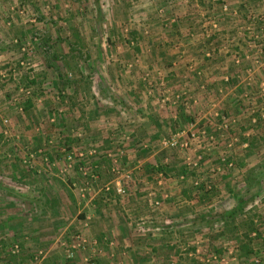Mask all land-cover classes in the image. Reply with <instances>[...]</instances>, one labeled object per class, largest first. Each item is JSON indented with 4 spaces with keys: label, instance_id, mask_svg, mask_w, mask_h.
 I'll return each mask as SVG.
<instances>
[{
    "label": "rangeland",
    "instance_id": "374dc122",
    "mask_svg": "<svg viewBox=\"0 0 264 264\" xmlns=\"http://www.w3.org/2000/svg\"><path fill=\"white\" fill-rule=\"evenodd\" d=\"M177 49L222 52L226 81L164 89L172 66L202 73ZM95 160L119 194L174 181L190 243L151 264H264V0H0V264H132L72 226L79 200L45 199L46 167L75 190Z\"/></svg>",
    "mask_w": 264,
    "mask_h": 264
},
{
    "label": "crops",
    "instance_id": "0c3cea01",
    "mask_svg": "<svg viewBox=\"0 0 264 264\" xmlns=\"http://www.w3.org/2000/svg\"><path fill=\"white\" fill-rule=\"evenodd\" d=\"M215 39L216 38L213 40ZM199 50L200 49H194L192 52L190 50L186 51V49H177L176 52H178V56L184 55L189 59H196L200 62L197 68L202 70L201 75H194L192 71H189V69L187 70V66L186 68L184 66L181 68H179V66H172L171 68L175 72V74L172 75L177 78L170 80V83L162 76L159 77V84L165 89L172 86H193V83L196 82L195 80H199L201 77L208 87L210 85L216 86L226 81L222 78L223 75H221L225 71L223 70L221 72L220 69H217L223 67V65L221 66L220 64H223L225 62L224 60H226L225 58L222 59L224 54L218 52L212 56L199 58ZM183 52L186 53L184 54ZM181 62L179 61L178 65H184V61L183 63ZM182 82L184 86L181 85ZM193 101L199 102L198 104H200L199 99L197 100L193 97ZM167 107H169V105H167ZM176 116L177 115H174V118ZM189 121V123H191V119ZM107 164L109 163L95 160L93 163H85L83 167L72 170L75 180L71 184L76 186L75 190L71 189L66 179L56 174L59 168L57 164L53 167H46L45 174L47 179L44 180V182L49 186L57 183L60 187L57 191L54 188H50V193H47L45 199L58 201H69L70 199L79 200L82 206L78 209V214H75L73 218L70 219V222L74 223L72 226L80 229L82 224L85 225L84 230H86L85 232L89 235L90 239L94 237V239H92L94 243L97 241L100 246L109 250H112V248L116 250L121 249L115 252L117 256L121 251L122 254H124L123 250L126 249V247H129L130 250L139 249L136 251L133 250L129 255V262L132 264H151L154 261L160 263L173 259V255L163 249L167 247L177 249V247L181 248L184 243H186V245L190 243V240L181 241L179 239L177 235L179 232V230H177L178 224L174 221L178 219L179 215H188V213L180 209L179 202H177L173 193H171L169 198H165L163 191L159 192L160 188H167L168 186L174 187V181L168 182L167 179L162 178L156 180L154 179L155 176L153 179H149L143 176V183L139 188L145 189L143 193L136 195L134 191H129L125 195L119 194L116 193L115 190H117L116 188L118 185H122L123 181L119 178L114 179V176L107 181V173L109 172ZM115 166L116 165H112L111 169L109 168L110 171L115 170ZM83 168L86 169L85 171H87V173L82 171ZM57 176L63 181L56 178ZM66 185L69 186V189L66 188ZM61 186L63 190L60 189ZM133 186H135V184H130L128 190L130 187L133 188ZM151 187H153V190H149ZM78 189H80V191ZM153 193L154 195H151ZM162 198L163 200H161ZM184 199H186L185 196H183L181 202H183ZM180 206H182V203ZM138 219H145L142 221L143 224H146V220L154 222L164 221V223H153L152 225L147 223L148 226H146V228L149 227L147 231H143L144 233L142 232V234H137L135 228L132 227V223L135 224ZM67 226H65V228H67ZM181 231H183V229H181ZM140 249H143V251L141 252ZM98 252L96 255L104 256L102 250L99 249ZM110 254L112 255V253Z\"/></svg>",
    "mask_w": 264,
    "mask_h": 264
},
{
    "label": "trees",
    "instance_id": "16d2710c",
    "mask_svg": "<svg viewBox=\"0 0 264 264\" xmlns=\"http://www.w3.org/2000/svg\"><path fill=\"white\" fill-rule=\"evenodd\" d=\"M236 197H238L240 199L237 201V204L236 205H234L233 207H231L229 209H226L222 213V216L224 218H233L235 215H237V213H239L240 211H242L244 200L240 196H236ZM252 228H253V226L251 225L250 226V229H252Z\"/></svg>",
    "mask_w": 264,
    "mask_h": 264
},
{
    "label": "built area",
    "instance_id": "2783aa9c",
    "mask_svg": "<svg viewBox=\"0 0 264 264\" xmlns=\"http://www.w3.org/2000/svg\"><path fill=\"white\" fill-rule=\"evenodd\" d=\"M170 145H175L177 143V139L175 137H171L170 141H168ZM78 239L80 238L81 240V236L80 234L77 235Z\"/></svg>",
    "mask_w": 264,
    "mask_h": 264
}]
</instances>
